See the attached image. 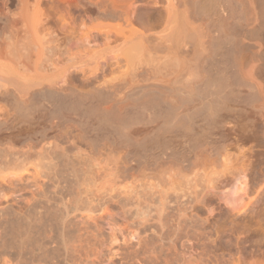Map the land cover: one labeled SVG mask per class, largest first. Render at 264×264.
Masks as SVG:
<instances>
[{"label":"bare ground","instance_id":"bare-ground-1","mask_svg":"<svg viewBox=\"0 0 264 264\" xmlns=\"http://www.w3.org/2000/svg\"><path fill=\"white\" fill-rule=\"evenodd\" d=\"M42 1L0 9L35 50L1 37L22 47L0 55V101L24 126L0 124V264H76L81 225L103 236L150 201L245 212L264 176V0Z\"/></svg>","mask_w":264,"mask_h":264},{"label":"rangeland","instance_id":"rangeland-1","mask_svg":"<svg viewBox=\"0 0 264 264\" xmlns=\"http://www.w3.org/2000/svg\"><path fill=\"white\" fill-rule=\"evenodd\" d=\"M5 1H7L8 4ZM9 1H11V2H9ZM16 1L17 0H0V4H1L0 9L6 10V8H7V10H8V7H11L10 4L11 3L15 4ZM24 1H26V0H24ZM31 1L32 0H30V2ZM33 1L36 2L39 0H33ZM40 1H42V0H40ZM45 3H50V2L45 0ZM5 4H7V5H5ZM2 11L0 10V13ZM6 12L7 11H5V13H2V14H4V16L5 15L8 16L9 12L8 13H6ZM4 16L2 15V17H4ZM7 16L5 18H7ZM5 18H4L3 22L6 21ZM2 20H0V21H2ZM3 22L2 23L0 22V28L2 27L4 29V30L0 29V33H1L0 37H2L3 40L6 39V41H8V43L11 42V40H14V42L9 43V46H10V44H14V46H15V44H16L15 42H17V43L20 42L21 44H23V47L25 49L22 47H19V49L22 48L20 50H25L26 52L22 51V54L26 53V57L28 56V58H31V60H32V57L34 56L32 54V52L35 53V50H34V48H31L33 51L30 50V47L32 46L31 45L32 43L30 41H28V42L31 44H29V43L27 44L26 35H25L26 31L24 30L25 28L24 29L21 28V25H18L19 26V28H18L17 25L15 26V25L11 24L13 26L12 28H14V26H15V28L19 29V31H17V32L20 34L22 33L21 34L23 36V38H22V36L20 34H16L17 32L13 31L14 29H11V26L9 25V23L7 24L8 25L7 26ZM18 29H16V30H18ZM9 30H11V31H9ZM6 32L8 34H6ZM14 32H16V33H14ZM9 34H11V35H9ZM2 35H5V36H2ZM19 35L21 36L22 39H24L23 41L20 39ZM12 36H13V38H14V36L17 37V39L18 40L20 39L22 42L20 40L18 41L16 38L12 39ZM4 37H5V39H4ZM2 38H0V42H1L0 43V55L4 54L5 51L7 52V55L9 52H11L13 50L15 51L16 48H14V46H11L12 48H14L12 50L10 49V47L8 48V50L2 49V47H3L2 43L3 44L5 43V41L3 42L1 40ZM7 38L8 39L10 38L9 39L10 41L7 40ZM21 44H20V46H22ZM28 45H30V47ZM48 48H47V50L49 51L51 48L50 49H48ZM19 49L17 47L18 51H15V52H19L20 51ZM51 50L49 52L47 51L48 54L45 53L46 51L45 52L43 51V54L41 56V62L45 61L44 60L45 58L49 59V57H46V56L53 54V52H52L53 50L52 51ZM30 51H31V53H30ZM20 54H21V52H20ZM22 56L25 57V54ZM43 56H45V58ZM34 58H35V56L33 57V59ZM42 58H43V60H42ZM24 59H26V58H24ZM50 60H51V57H50ZM47 61H45L46 65H47ZM42 63H44V62H42ZM48 63H49V61H48ZM17 82L18 81H16L15 83H17ZM11 84L12 83H10L9 85L11 86ZM22 85L26 86V83H23ZM34 89H38V88L36 87ZM20 94L22 95L23 92ZM37 100H39V99H37ZM6 103H10V101L7 100ZM0 106H1L0 108H1L2 112L4 111L2 113L0 110V124L4 125L6 123L5 126H1V128H3V129H1L2 131L0 130L1 133H4L5 132L4 129H8V127H9V129L7 130V132H5L6 134L8 132H10L11 130L18 129L19 127L17 125L21 124V127L24 126V125H22L23 123L21 122V121H23L22 118H19L21 121H19L17 119L18 118L17 116H20V115L14 114L15 113V107L13 105L12 106L14 107V109L12 107L10 111L8 108L9 105L7 107H4V105H3V107H2V105H0ZM12 109H13V111H12ZM20 111L22 113L24 110L23 111L20 110ZM12 112H14V113H12ZM24 112L26 113V111H24ZM29 112L28 113L30 114L29 115L30 117H31V113H32V116L34 113L37 114V112L35 110H33V112L32 111H29ZM26 114L24 115V118L28 115V114L27 115ZM21 116H22V114H21ZM2 120L5 121V123L4 122L1 123ZM18 121H19V124H17V125L15 124L13 126V124L16 122L18 123ZM15 126L18 128H16ZM5 133H4V136H5ZM0 135L3 136V134H0ZM2 136L0 138H2ZM258 167H260V169H261L260 173L264 175V165H261ZM257 169L260 171V169L257 167H256V170H254V171L258 172ZM254 171H253V173H256ZM260 173L258 172L257 174H260ZM262 178L263 179H261V180L260 179H254V178L250 180L251 182H250L249 186H250V188H252L251 189L252 192L250 190L249 193H252L253 194V195L251 194L252 196H255L256 192L258 194H256L252 205L245 212H243L241 215L239 214L237 216H233V215L229 214L228 212H226L223 209L220 202L219 201L217 202L218 199L213 201L215 199V197L213 198V196H212V198H209V197H211V195L210 196L207 195L206 200H203L202 203H204V205H202V203H201V207L203 210L200 208L198 210V212L201 215L197 214L198 212H196V211H194V213H191L190 211H188L187 206L189 205L188 206L189 208L192 206V204H190L191 203L190 201H192L190 199H192V198L187 196L186 197L187 199L185 197L181 198L178 204H175V205L169 204V205H171L170 207L168 205H166V207H165L166 210H164V212H163V209H161L162 211L158 210V208L156 210L155 207H158V205H160V204L157 205L155 203L156 201L152 200L155 204L153 202L151 203V201H150V204H149V202H148V204L146 203L148 205V207L146 206V208H149V206H150L151 207L150 209H152V208L153 209L150 211H148V209H147V211L146 210L140 211L141 216H139L140 215L139 211H135V212H132L129 214L124 213V215L128 214V216H129V217H127V215H126V217H125V219H127L128 223L124 219V216H122L123 214H118L117 212L112 213L111 217H108L107 218L108 220L106 222L103 221L104 225L102 224V221H101L102 226L105 227V230H106V232H104L103 236H98V233H96L90 229L89 230L86 229L88 232V234H86L87 232L84 229L86 227L84 225H81L79 227L80 233L78 232L77 235H83V238H81L82 236H80V237L78 236L79 238L77 237V239L74 243V249H76L75 250L76 258L79 256L78 258L79 259L81 258V259L79 260L77 258L78 260L76 261V259H75L74 262H76V264H78V263L79 264H82V263L83 264H264V176ZM252 185H253V187H252ZM184 198H185V200H184ZM184 201H185V203H184ZM187 202H189V204ZM192 203H193V201H192ZM146 204H144V205H146ZM207 204H208V206H207ZM152 206H155V207H152ZM172 206H174L175 208ZM171 207L173 208V210L169 209ZM183 208L188 214L184 210L182 211ZM154 209L156 210V212L158 211L159 214L158 213L156 214ZM177 209H178V212H180V213L176 212ZM184 212L186 214H182ZM143 214L146 217H142ZM147 214H149L150 216L148 215V217H147ZM115 215H117L118 217H116ZM182 215H186V216L183 217ZM134 216L136 218H134ZM187 216L190 217L191 219L188 218ZM139 217L141 219H138ZM185 217H186V219H185ZM117 218H119V219H117ZM128 218L129 219L132 218L131 219L132 221L128 220ZM187 218H188V220H187ZM144 219H147L150 221L146 220V223H144L145 222ZM111 220H114V222L112 221V223H114L115 229L117 228L116 231L114 229V225L111 224ZM107 222H109L108 225H110V226L107 225ZM122 222H125V223H122ZM130 222H131V224H130ZM125 224H127V225L125 226ZM111 225H113L111 228L113 230L110 229ZM107 226H108V228H106ZM134 226H135V228H134ZM130 227H131V229H130ZM108 229H109V231H108ZM135 229H137L138 231ZM109 232H111V233H109ZM112 232H115V234H113ZM134 233H135V235H137V237L134 235ZM138 234H139V236H138ZM85 235H86V237H85ZM109 236H111V237H109ZM102 237H103V239H102ZM80 238L83 240H81ZM112 238H113V240H116V241H113ZM78 239L81 241L80 243H79ZM189 240H191V241H189ZM105 243L108 244V246ZM104 244H105V247H104ZM78 252H80V253H78ZM83 253H84V255H83ZM88 254L93 256V260H88L89 262L85 261V259H88V256H89ZM95 257H98V258H95ZM81 260H83V262H81ZM21 263L26 264L25 262L24 263L21 262Z\"/></svg>","mask_w":264,"mask_h":264},{"label":"crops","instance_id":"crops-1","mask_svg":"<svg viewBox=\"0 0 264 264\" xmlns=\"http://www.w3.org/2000/svg\"><path fill=\"white\" fill-rule=\"evenodd\" d=\"M5 22H8V21H5ZM4 23V22H3ZM9 23V22H8ZM7 23V24H8ZM9 24H11V22L9 23ZM1 38V37H0ZM7 42V41H6ZM4 45H5V43H4ZM4 45H3V48H4ZM9 46H8V44L6 43V49L8 48ZM5 49V50H6ZM4 50V49H3ZM3 66V67H2ZM0 70L2 71V72H0V80H7L9 77H8V72L10 73V70L6 67V66H4V65H0ZM4 72V73H3ZM2 73V74H1ZM4 74V75H3ZM9 79H13V78H9ZM1 102V101H0ZM6 102V100L5 101H3L2 100V102L0 103V104H2V105H4V103ZM5 106H6V104H5ZM1 109V108H0Z\"/></svg>","mask_w":264,"mask_h":264}]
</instances>
